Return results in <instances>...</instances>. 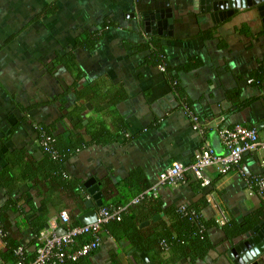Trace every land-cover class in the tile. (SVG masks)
Instances as JSON below:
<instances>
[{"label":"crops","instance_id":"0c3cea01","mask_svg":"<svg viewBox=\"0 0 264 264\" xmlns=\"http://www.w3.org/2000/svg\"><path fill=\"white\" fill-rule=\"evenodd\" d=\"M222 1L0 0V169L16 148L41 156L35 136L39 123L55 122L56 131L69 136L84 134L75 127L80 120L85 125L102 118L110 137L78 150L66 167L82 186L95 177L102 202H108L137 187L155 186L164 168L173 162L190 163L204 145L225 154L218 134L223 128L240 124L264 137V75L253 81L258 69L264 70V14L257 8L264 2L228 13L221 9ZM167 8L170 22L164 16L145 23L151 13ZM87 33L97 38L94 48L79 43ZM58 53L72 55L75 66L54 64ZM88 87L96 96L88 92L91 101L60 121L73 106L74 94H86ZM63 91L67 93L59 98ZM192 117L201 131L193 127ZM257 174L264 175V150L245 152L238 166L225 173L216 166L205 168L202 175L208 184L203 186L191 173L183 183L157 185L165 210L151 219H144L148 209L141 210L139 227L168 219L167 209L195 206L199 217L219 226L209 229L214 248L206 260L194 264H233L227 251L235 246V237L225 240L220 227L241 223L257 211L263 213L259 220L264 217V200L249 188ZM15 189L8 196L0 188V208L9 197L18 198L15 207L22 213L7 211L5 219L11 235L27 242L26 211L32 206L41 213L42 197L29 183L19 181ZM215 203L227 218L222 225ZM65 205L73 207L66 198L44 205L41 217L47 221L39 234L54 228L58 209ZM85 210L84 205L74 212L76 218ZM3 247L0 236V250ZM141 253L104 236L90 264H148L149 255L144 253L145 263ZM179 264L189 263L182 259Z\"/></svg>","mask_w":264,"mask_h":264},{"label":"trees","instance_id":"16d2710c","mask_svg":"<svg viewBox=\"0 0 264 264\" xmlns=\"http://www.w3.org/2000/svg\"><path fill=\"white\" fill-rule=\"evenodd\" d=\"M92 33H87L83 36L84 41L79 38L81 45L86 44L90 48L97 45V38L91 36ZM82 38V39H83ZM84 42V43H83ZM155 43V42H154ZM153 43V44H154ZM154 57L158 60L159 49L156 48ZM64 65L68 68L75 66L72 55L57 54L54 59V64ZM264 75V70L260 67L257 71L256 78L253 81H259V76ZM258 78V79H257ZM90 88V89H89ZM85 93L78 91L74 94L73 106L62 113L59 120L71 115L75 111L82 109L83 102L91 101L95 94V90L91 87L87 88ZM88 92L93 94L90 97ZM67 91H63L58 97H64ZM65 104L61 111L65 110ZM82 120L75 125V127L85 131L70 132L69 136L65 135L64 131H56V123L40 124L35 130L36 139L39 141H46V144H38L41 156L35 158L25 148H16L9 152L7 164L0 169V188H3L7 195L10 196L15 191L19 181L29 183L32 188H36L38 194L42 197L41 213L37 212L34 207H29L26 211L27 222L29 228L30 238L27 242L23 239H16L11 235L9 224L6 222L5 215L7 211L13 213H22V208L15 207L18 198L9 197L4 205L0 208V236L4 243V247L0 250V260L5 263L14 264L20 260L23 264L32 262L36 256V249L38 247V235L40 230L46 226L47 218H42L46 207L44 206L53 198L60 200H70L73 207L65 205L64 210L58 209V214L65 211L68 215L70 225H79V222L74 212H79L84 209V202L86 199V192L83 190L82 181L69 174L67 171V161L80 149L89 146L92 143L105 141L110 137L109 130L105 126L106 123L102 118L92 119L87 124L82 125ZM123 124L118 121L117 125ZM116 127V124H114ZM114 126V127H115ZM251 128V127H249ZM2 138V142H3ZM253 183V180H251ZM147 186L137 187L131 193H121L114 199L108 202H103L97 209L113 210L118 207L127 205L132 198L147 190ZM12 196V195H11ZM264 205V204H263ZM183 206L186 213H181L179 207ZM177 209L170 208L166 210V217L168 219L159 218L151 220L150 224L145 227H139L138 213L143 209L149 210V215H145L144 219H151L154 215L165 210L159 196L147 194L137 204L129 205L128 208L120 213L119 219H109L100 225L98 236L100 238V245L86 255L79 256L75 259L67 257L73 251L77 250L85 242L93 239L91 234L77 236L72 244L61 245L59 249L64 252L65 257L61 264H90V257L100 248L103 237H112L118 244L131 246L136 251L143 252L149 255L150 260L148 264H179L182 259L187 263L194 264L198 261L206 260L209 252L214 248V244L209 235V229L218 227L214 220H204L199 217L195 206L180 205ZM96 209V210H97ZM261 211L248 214L244 221L229 222L222 225L220 228L224 234V239L231 241L232 238L242 234L243 232L252 228L258 223L259 217L262 216ZM71 218V219H70ZM59 221L57 220V224ZM63 227H66L65 225ZM21 249V255L16 251ZM55 249L53 252L59 251ZM167 253V254H166ZM166 254V256H165ZM113 264H120L117 260H113ZM42 264H51L45 262ZM140 264V260L136 263Z\"/></svg>","mask_w":264,"mask_h":264},{"label":"built area","instance_id":"2783aa9c","mask_svg":"<svg viewBox=\"0 0 264 264\" xmlns=\"http://www.w3.org/2000/svg\"><path fill=\"white\" fill-rule=\"evenodd\" d=\"M251 81V80H250ZM193 127L199 131L202 130L196 117H192ZM219 137L226 149V153L223 155L215 154L207 145L202 146L194 153L193 160L183 165L179 162H173L164 168L159 174L157 183L140 193L136 197L124 206L118 207L113 210H107L104 208L96 210V221L86 225L71 226L68 215L65 211H62L58 217V223L55 224L52 230H47L38 235V247L36 249V256L34 260L28 264H42L50 262L51 264H61L65 257L59 247L61 245L72 244L77 236L91 234L93 239L89 242L82 244L77 250L73 251L67 257L75 259L79 256L86 255L93 251L100 245V238L98 231L100 225L107 222L109 219H119L120 213L128 208L129 205L139 203L145 195L153 194L156 196L157 185H174L177 183L185 182V174L191 173L194 177L200 180V184H208V180L202 175V171L210 166H216L218 171L225 173L236 166H238L245 152L264 150V137H260L257 129L249 128L240 124H236L231 128H223L218 132ZM40 144H46V141H39ZM253 180V183L251 182ZM249 188L251 191L257 193V195L264 200V175L257 174L249 181ZM218 213L217 222L222 225L226 223L227 218L218 204H214ZM181 213H186L183 206L179 207ZM66 227H63V226ZM59 227H63L65 232L57 234L56 230ZM55 249H59L57 252H53ZM16 253L21 255V249L19 248ZM14 264H23L20 260Z\"/></svg>","mask_w":264,"mask_h":264},{"label":"water","instance_id":"95a60500","mask_svg":"<svg viewBox=\"0 0 264 264\" xmlns=\"http://www.w3.org/2000/svg\"><path fill=\"white\" fill-rule=\"evenodd\" d=\"M258 2H264V0H223L220 7L225 12H232L239 8L252 7ZM156 6V5H155ZM218 6L214 5V8ZM258 10L260 15L264 14V4L259 5ZM152 12V11H151ZM171 10L169 8L155 11L150 14L149 19L144 18L145 23L148 20L156 18L166 17L165 20L171 21ZM164 21V20H163ZM160 22V21H159ZM158 21L157 23L160 24ZM146 30L148 28L146 27ZM90 198L86 199L84 205L86 210L77 216V220L80 225L90 224L96 221V207L103 204L102 192L100 190L99 183L95 177L89 178L83 183ZM146 223H141L140 226ZM65 232L63 227H59L56 230L57 234ZM235 246L231 247L227 251V255L232 260L233 264H264V217L258 221L252 228L243 232L239 236L233 239ZM140 257L145 263H148V259L144 253L140 254Z\"/></svg>","mask_w":264,"mask_h":264}]
</instances>
